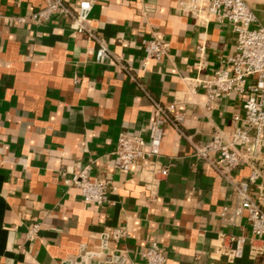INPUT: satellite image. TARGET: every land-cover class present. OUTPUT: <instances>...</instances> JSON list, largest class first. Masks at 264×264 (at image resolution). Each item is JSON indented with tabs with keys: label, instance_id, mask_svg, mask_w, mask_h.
<instances>
[{
	"label": "crops",
	"instance_id": "1",
	"mask_svg": "<svg viewBox=\"0 0 264 264\" xmlns=\"http://www.w3.org/2000/svg\"><path fill=\"white\" fill-rule=\"evenodd\" d=\"M246 2L264 25V0ZM42 6L0 0V264H147L140 251L153 243L163 248L165 264H264V239L247 219L233 227L220 215L250 165L223 175L166 124L159 159L170 172L151 201L140 178L145 162L123 173L114 153L122 133L148 137L157 102L185 114L183 131L198 144L216 130L231 137L245 97L218 93L209 110L205 90H192L187 80L209 78L235 54L234 25L186 16L178 0H96L87 26L112 52L97 60L98 42L73 29L68 16L18 22ZM154 35L168 43V55L143 68L142 41ZM257 166L262 176L251 193L261 200L264 154ZM86 167L91 179L117 186L104 205L86 203L68 183ZM118 227L128 236L110 239L105 250L103 233ZM224 235L246 238L243 257L216 253ZM115 249L128 260H111ZM86 251L101 255L84 257Z\"/></svg>",
	"mask_w": 264,
	"mask_h": 264
},
{
	"label": "built area",
	"instance_id": "2",
	"mask_svg": "<svg viewBox=\"0 0 264 264\" xmlns=\"http://www.w3.org/2000/svg\"><path fill=\"white\" fill-rule=\"evenodd\" d=\"M42 1V7L30 17L18 18V22L41 25L55 15L68 16L72 20L73 29L87 33L98 42L97 60L112 56L108 44L87 26L96 0ZM72 1L77 2V7H72ZM178 9L182 14L198 21H206L210 16H214L218 21H229L234 25L238 35L235 54L224 60L209 78H188L187 81L192 90H205L209 110L218 93L245 97L243 113L234 115V129L229 139L216 130L211 139L201 145L183 131V112L176 110L173 104L164 106L157 102L147 138L138 134H120L114 151L119 160V169L128 173L135 163L145 162L140 178L149 192L150 200H155L160 183L170 172L169 165L163 164L159 158L165 125L171 124L186 137L195 154L208 161L221 174L227 175L243 162L252 167V173L247 180L234 183L236 200L232 205L224 207L220 215L225 224L233 227L241 226L246 218L252 234L258 239H264V195L261 200H255L251 193L252 185L262 176L257 164L264 154V25L246 0H178ZM142 47L146 54L143 68L147 66L149 59L162 60L168 55V43L159 35L143 39ZM68 183L80 188L86 203L97 205H104L108 193L117 189L110 179H91L87 167L73 173ZM38 228V224L30 227V238L36 235ZM127 236L128 232L122 227L115 228L110 233L104 232L103 248L109 249L110 239L118 242ZM223 237V242L217 245L216 253L226 256L229 260L243 257L246 238L233 235ZM109 254L111 260H128L126 251L122 249H115ZM140 254L147 264H165L167 261L165 252L158 243L142 249ZM100 255V251H86L84 257L93 258Z\"/></svg>",
	"mask_w": 264,
	"mask_h": 264
}]
</instances>
